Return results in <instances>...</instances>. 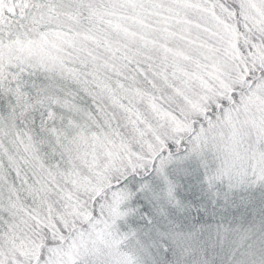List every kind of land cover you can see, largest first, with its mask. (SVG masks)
I'll return each instance as SVG.
<instances>
[{"label": "snow or ice", "instance_id": "snow-or-ice-1", "mask_svg": "<svg viewBox=\"0 0 264 264\" xmlns=\"http://www.w3.org/2000/svg\"><path fill=\"white\" fill-rule=\"evenodd\" d=\"M0 264H264V0H0Z\"/></svg>", "mask_w": 264, "mask_h": 264}]
</instances>
